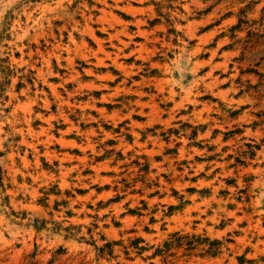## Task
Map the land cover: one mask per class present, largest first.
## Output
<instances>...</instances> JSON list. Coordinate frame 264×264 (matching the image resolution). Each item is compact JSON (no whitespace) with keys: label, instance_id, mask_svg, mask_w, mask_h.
<instances>
[{"label":"rangeland","instance_id":"obj_1","mask_svg":"<svg viewBox=\"0 0 264 264\" xmlns=\"http://www.w3.org/2000/svg\"><path fill=\"white\" fill-rule=\"evenodd\" d=\"M0 264H264V0H0Z\"/></svg>","mask_w":264,"mask_h":264}]
</instances>
